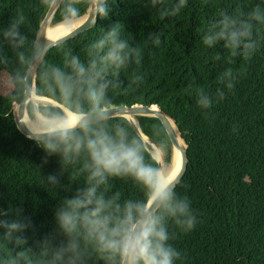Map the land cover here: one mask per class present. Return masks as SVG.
I'll list each match as a JSON object with an SVG mask.
<instances>
[{
    "label": "trees",
    "instance_id": "obj_1",
    "mask_svg": "<svg viewBox=\"0 0 264 264\" xmlns=\"http://www.w3.org/2000/svg\"><path fill=\"white\" fill-rule=\"evenodd\" d=\"M176 2L164 0V5L152 6L151 0H108L107 17L97 18L92 27L46 53L36 73V96L66 107L51 94L42 74L50 71L49 66L64 67L72 55L87 63L90 46L109 28L118 26L121 38L141 50V60L122 68L115 77L119 86L108 93L112 107H148L165 112L175 120L187 145V168L175 191L179 198L188 200L196 223L189 231L171 221L167 224L168 243L181 254L174 264H264V24L254 25V38L260 45L248 60L236 57L230 61L223 42L212 47L203 43L210 23L219 19L221 11L233 13L239 6L250 12L256 5L264 9V0H186L179 13L162 18L161 8ZM89 5L90 0H78L75 19L83 17ZM49 8L44 0H0V73L5 72L12 83L10 92L0 90V209L9 213V220L16 218L18 209L31 218L34 229L29 231L25 247L30 249L34 264H46L49 258L44 255L45 238H55L56 243L62 239L54 220L55 208L84 185L79 165L62 169L56 157L42 165L43 150L18 129L12 111L13 103L24 97L26 70ZM20 16L24 17L20 32L27 41L13 50L2 34ZM67 19L74 18H65L61 2L51 23ZM157 35L158 44L150 39ZM19 52L24 53L27 64L21 63ZM229 68L233 73L230 91L220 83ZM217 89L225 92V98L218 102ZM198 91L212 97L210 107L197 104ZM39 106L41 115L46 108L65 113L59 105ZM35 107L33 102L27 103L28 116ZM134 118L169 164L172 149L161 120L149 115ZM107 123L125 127L144 142L146 156L153 157L151 146L128 118L112 116ZM53 172L60 175L57 187L45 179ZM101 191L106 199L118 193L121 206L126 199L142 196L131 180L121 178H110ZM18 250L0 237V264ZM89 264L104 262L93 256Z\"/></svg>",
    "mask_w": 264,
    "mask_h": 264
},
{
    "label": "clouds",
    "instance_id": "obj_2",
    "mask_svg": "<svg viewBox=\"0 0 264 264\" xmlns=\"http://www.w3.org/2000/svg\"><path fill=\"white\" fill-rule=\"evenodd\" d=\"M64 3L65 18H76L78 0H44L50 6ZM152 6L164 5V0H151ZM186 6V0L161 8V17L175 16ZM110 11L108 0H96L93 14L107 17ZM24 17L3 30V39L13 50L22 48L27 37L20 32ZM256 22L264 24V9L256 5L245 12L239 6L233 13L221 11L219 19L210 23L203 43L212 47L223 42L229 59L242 57L248 60L259 48L260 41L254 38ZM160 42L159 36H150ZM21 63L28 60L19 52ZM216 59H220L217 55ZM141 50L131 47L121 38L118 26L109 28L88 51L87 63L72 55L64 67L49 66L47 87L58 102L65 103L74 119L69 120L62 110L46 108L44 120L35 116L40 111L37 105L24 121L26 137L35 141L43 150L42 165L56 157L61 168L79 165L84 174V185L65 197L54 210V220L62 239L58 243L44 239L46 264H89L93 256L104 264H174L180 252L168 243L170 236L167 224L174 222L183 231L191 230L196 218L192 215L186 198H179L176 185L179 170L166 172L152 156H146V145L125 127L110 126L112 100L108 93L119 86L115 77L120 70L132 63L139 64ZM111 77V78H110ZM232 70L226 69L220 79L230 91L233 88ZM21 84L24 78L17 76ZM137 81L141 77H135ZM30 87V86H29ZM30 95V93H29ZM197 104L208 108L213 103L210 95L197 92ZM217 102L225 98V92L217 89ZM110 178L131 180L141 191L139 199H126L123 206L117 201L119 194L106 199L102 188ZM53 187L60 185V175L50 173L45 178ZM18 209L15 219H7L9 213L0 209V237L15 244L18 251L4 264H34L28 245L32 220Z\"/></svg>",
    "mask_w": 264,
    "mask_h": 264
},
{
    "label": "water",
    "instance_id": "obj_3",
    "mask_svg": "<svg viewBox=\"0 0 264 264\" xmlns=\"http://www.w3.org/2000/svg\"><path fill=\"white\" fill-rule=\"evenodd\" d=\"M56 8H57V6H55V7L50 6V8L48 9L47 13L45 14L44 18L42 19V21L40 23V27H39V30H38V33H37V36H36V39L34 42L31 59L29 61L28 68H27L26 74H25L24 97H23L22 101L14 102L13 107H12V111L14 114V119H15L16 125H17L18 129L22 133H24L25 135L27 132V128L24 126V123H23V121H21V118H20L22 104L25 103L26 109H27V103L29 101H31L33 93L35 95H37L35 92V78H36L38 66L40 65L42 59L44 58L46 53L50 49L55 47L56 45L61 44L65 41L71 39L72 37L82 33L83 31L89 29L90 27H92L95 24L96 19H97V17L93 14L94 2H93V0H90L88 12L84 15L83 21L77 27H75L74 29H72L68 33H66V34H64L58 38L42 40L40 38L41 24L48 17L50 18V21H51V18L53 16ZM29 93H30V95H29ZM37 96H39V95H37ZM50 100L52 101V102H50V104L61 106L62 109L64 110V112H65V109L68 110L66 107L60 105L59 103L55 102L54 100H52V99H50ZM15 105H17V113H15V111L13 110ZM110 111H111L110 117H112V116H124V117L128 118L134 124L135 128L137 129L138 133L141 135L142 138H143L144 134H142V132L138 128V124L136 123V121L134 119L131 120L130 117H128L127 115H149V116H155V117L159 118L161 120L166 132H167V136H168L170 144H171V149L176 147V148L180 149V151H181V167L179 170V176H180L179 181L182 179V177L186 171L187 163H188L187 145L181 136H180V138L183 140L185 148L181 149L180 146L178 145L176 132L170 126L169 121H168V119H171L173 121L175 127H176L175 120L171 116H169L168 114H166L165 112H163L161 110L152 109V108H148V107H112L110 109ZM71 113H73V112H71ZM176 129H177V127H176ZM143 140H144V138H143ZM150 141L154 145H156L152 139H150ZM151 142H150V144H151ZM158 166H160L159 162H158Z\"/></svg>",
    "mask_w": 264,
    "mask_h": 264
},
{
    "label": "bare ground",
    "instance_id": "obj_4",
    "mask_svg": "<svg viewBox=\"0 0 264 264\" xmlns=\"http://www.w3.org/2000/svg\"><path fill=\"white\" fill-rule=\"evenodd\" d=\"M93 2H94V5H95L96 0H93ZM82 21H83V19H81L79 21L78 20H75V21H64V22L59 23L57 25H52V23L50 21V18L48 17L41 24L40 38L42 40L58 38V37H60V36H62L64 34L68 33L69 31H71L75 27H77ZM31 102L37 104V103H40V102H49L50 103L52 101L50 99H45V98L37 97L33 93ZM14 111H15V113H17V105L14 106ZM65 114L67 115V117H68V119L70 121L75 118L74 117V113H71L70 111H68L66 109H65ZM20 118H21V121H23V123H24V121H26L29 118L25 103L22 104ZM168 121H169L170 126L176 132L177 140H178V145L180 146L181 149H184L185 148V145H184L182 139L180 138V135H179V133H178V131H177V129H176L173 121L171 119H168ZM24 126H25V124H24ZM143 138H144V140H145V138L148 139L144 135H143ZM151 144L153 145V148L155 149L156 154H157V157H155L156 160L160 163L161 167L166 172H173V171L180 170V167H181V151H180V149H178L176 147H174L172 149L170 163L166 165L165 162H164V157L161 154L160 149L156 145H154L153 143H151ZM163 163H164V165H163Z\"/></svg>",
    "mask_w": 264,
    "mask_h": 264
},
{
    "label": "rangeland",
    "instance_id": "obj_5",
    "mask_svg": "<svg viewBox=\"0 0 264 264\" xmlns=\"http://www.w3.org/2000/svg\"><path fill=\"white\" fill-rule=\"evenodd\" d=\"M83 18H84V16L81 17V18H78V19H67L65 21H75V20H78L79 21V20H81ZM11 89H12V83H11L8 75L5 72H1L0 73V90H1V92L4 93V94H6V93L10 92ZM34 104L37 106V105H40V104L46 105V104H50V103L49 102H40V103H37V104L34 103ZM35 116L40 121H42L44 119V116H42L38 111H35ZM127 116L130 117L131 120H133V119L135 120L134 115H132V116L131 115H127ZM145 140H146L145 143L149 144L150 146L152 145V144H150V141L148 139L145 138ZM149 151L151 152V154L153 155L154 158L157 157V154H156L155 149L153 148V145L151 146V148H150ZM160 151H161V154L163 155V151L161 149H160ZM163 165H164V163H163ZM160 167H161V165H160Z\"/></svg>",
    "mask_w": 264,
    "mask_h": 264
}]
</instances>
